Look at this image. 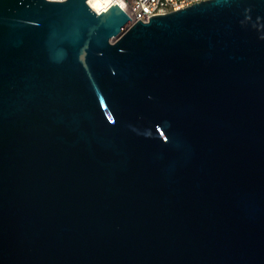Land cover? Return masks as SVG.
Returning <instances> with one entry per match:
<instances>
[{"label":"water","instance_id":"water-1","mask_svg":"<svg viewBox=\"0 0 264 264\" xmlns=\"http://www.w3.org/2000/svg\"><path fill=\"white\" fill-rule=\"evenodd\" d=\"M132 22L0 0V264H264V0Z\"/></svg>","mask_w":264,"mask_h":264},{"label":"built area","instance_id":"built-area-1","mask_svg":"<svg viewBox=\"0 0 264 264\" xmlns=\"http://www.w3.org/2000/svg\"><path fill=\"white\" fill-rule=\"evenodd\" d=\"M205 0H121L122 8L132 18V23L149 21L152 16L186 8Z\"/></svg>","mask_w":264,"mask_h":264},{"label":"bare ground","instance_id":"bare-ground-1","mask_svg":"<svg viewBox=\"0 0 264 264\" xmlns=\"http://www.w3.org/2000/svg\"><path fill=\"white\" fill-rule=\"evenodd\" d=\"M121 3H122L121 0H89V4L91 5V7L98 12L105 11L111 5H114V4L121 5Z\"/></svg>","mask_w":264,"mask_h":264},{"label":"rangeland","instance_id":"rangeland-1","mask_svg":"<svg viewBox=\"0 0 264 264\" xmlns=\"http://www.w3.org/2000/svg\"><path fill=\"white\" fill-rule=\"evenodd\" d=\"M116 40V39H115Z\"/></svg>","mask_w":264,"mask_h":264}]
</instances>
